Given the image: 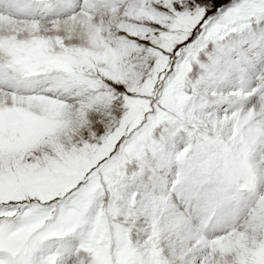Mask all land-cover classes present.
<instances>
[{"label": "snow or ice", "instance_id": "1", "mask_svg": "<svg viewBox=\"0 0 264 264\" xmlns=\"http://www.w3.org/2000/svg\"><path fill=\"white\" fill-rule=\"evenodd\" d=\"M0 264H264V0H0Z\"/></svg>", "mask_w": 264, "mask_h": 264}, {"label": "rangeland", "instance_id": "2", "mask_svg": "<svg viewBox=\"0 0 264 264\" xmlns=\"http://www.w3.org/2000/svg\"><path fill=\"white\" fill-rule=\"evenodd\" d=\"M218 2H221V0H218Z\"/></svg>", "mask_w": 264, "mask_h": 264}]
</instances>
